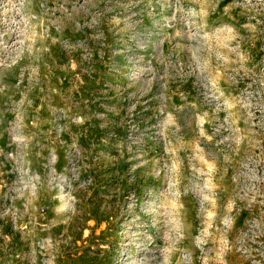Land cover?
Wrapping results in <instances>:
<instances>
[{"label": "rangeland", "instance_id": "374dc122", "mask_svg": "<svg viewBox=\"0 0 264 264\" xmlns=\"http://www.w3.org/2000/svg\"><path fill=\"white\" fill-rule=\"evenodd\" d=\"M0 264H264V0H0Z\"/></svg>", "mask_w": 264, "mask_h": 264}]
</instances>
